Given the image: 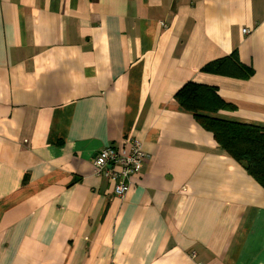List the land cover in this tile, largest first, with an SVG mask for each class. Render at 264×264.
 Instances as JSON below:
<instances>
[{
  "label": "crops",
  "instance_id": "crops-1",
  "mask_svg": "<svg viewBox=\"0 0 264 264\" xmlns=\"http://www.w3.org/2000/svg\"><path fill=\"white\" fill-rule=\"evenodd\" d=\"M234 53L251 77L205 71ZM189 82L264 129V0H0V264H264V187ZM127 138L150 159L121 200L93 162Z\"/></svg>",
  "mask_w": 264,
  "mask_h": 264
},
{
  "label": "trees",
  "instance_id": "trees-1",
  "mask_svg": "<svg viewBox=\"0 0 264 264\" xmlns=\"http://www.w3.org/2000/svg\"><path fill=\"white\" fill-rule=\"evenodd\" d=\"M205 71L241 79H247L254 73L236 53L207 65ZM175 99L213 134L219 147L264 187V129L208 116L228 107L215 87L189 82L179 90Z\"/></svg>",
  "mask_w": 264,
  "mask_h": 264
},
{
  "label": "built area",
  "instance_id": "built-area-1",
  "mask_svg": "<svg viewBox=\"0 0 264 264\" xmlns=\"http://www.w3.org/2000/svg\"><path fill=\"white\" fill-rule=\"evenodd\" d=\"M245 35L250 30H243ZM150 156L143 151L142 143L134 138H127L120 148L109 146L100 150L94 159L97 176L114 182V195L124 199L132 186V177L148 162Z\"/></svg>",
  "mask_w": 264,
  "mask_h": 264
}]
</instances>
